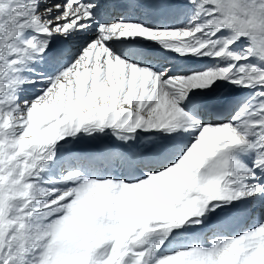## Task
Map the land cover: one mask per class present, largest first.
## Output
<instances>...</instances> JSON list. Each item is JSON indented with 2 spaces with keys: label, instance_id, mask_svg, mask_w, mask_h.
Instances as JSON below:
<instances>
[{
  "label": "snow or ice",
  "instance_id": "6c2138e0",
  "mask_svg": "<svg viewBox=\"0 0 264 264\" xmlns=\"http://www.w3.org/2000/svg\"><path fill=\"white\" fill-rule=\"evenodd\" d=\"M0 264H264V0H0Z\"/></svg>",
  "mask_w": 264,
  "mask_h": 264
}]
</instances>
